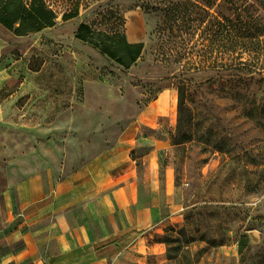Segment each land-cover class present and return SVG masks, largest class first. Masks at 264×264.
I'll return each instance as SVG.
<instances>
[{
	"label": "rangeland",
	"instance_id": "374dc122",
	"mask_svg": "<svg viewBox=\"0 0 264 264\" xmlns=\"http://www.w3.org/2000/svg\"><path fill=\"white\" fill-rule=\"evenodd\" d=\"M46 1L58 16L54 28L17 37L0 25V193L13 169L33 166V160L19 159L23 154L67 138L73 107L111 106L119 130H125L136 128L151 105L165 110L166 127L171 124V147L161 151L162 164L176 169L187 191L185 221L169 227L164 239L169 258L176 260L172 264H264V236L255 232L264 226V55L257 70L228 73L254 79L239 91L251 109L258 108L261 124L246 118L244 104L228 97L216 73L208 71L186 76L192 100L179 128L178 83L186 67L159 57L167 38L158 30L170 0ZM244 4L248 19L264 31V0ZM77 7L78 15L65 21ZM221 12L233 15L225 5ZM82 24L143 43L142 57L128 70L120 67L77 39ZM201 25L192 27L194 42L208 45ZM141 147L148 150L147 143Z\"/></svg>",
	"mask_w": 264,
	"mask_h": 264
},
{
	"label": "crops",
	"instance_id": "0c3cea01",
	"mask_svg": "<svg viewBox=\"0 0 264 264\" xmlns=\"http://www.w3.org/2000/svg\"><path fill=\"white\" fill-rule=\"evenodd\" d=\"M108 107H73L67 138L19 158L33 166L13 169L1 190L0 264L176 261L164 239L185 221L187 191L162 164L161 151L171 147L166 111L150 105L136 128L119 130Z\"/></svg>",
	"mask_w": 264,
	"mask_h": 264
},
{
	"label": "trees",
	"instance_id": "16d2710c",
	"mask_svg": "<svg viewBox=\"0 0 264 264\" xmlns=\"http://www.w3.org/2000/svg\"><path fill=\"white\" fill-rule=\"evenodd\" d=\"M196 1L197 4L189 0H170L165 21L158 30L160 38H167L166 46L161 48V61H173L186 67L178 83V127L181 128L185 123L188 105L192 100L190 80L186 76L208 71L216 73L218 80L215 81L224 88L228 97L244 104L243 115L261 124L256 119L258 108L251 109L249 98L239 91L242 87L248 88L254 79L242 74L230 78L228 73L257 70L260 56L264 55L261 39L264 31L256 21L248 19V6L244 0ZM224 5L229 12H233L232 17L222 15L221 8ZM213 9L214 15L211 14ZM78 12L77 7L75 13L66 15L64 20L75 18ZM57 20V13L46 0H0V25L17 37H27L54 28ZM188 23L193 26H188ZM196 23L205 26L202 41L208 42V45L194 42L196 30L192 27ZM76 37L91 44L103 56L126 70L137 64L144 51L143 43H130L124 34L97 32L85 24L79 27ZM224 74L226 79L222 77ZM262 113L264 108L261 109Z\"/></svg>",
	"mask_w": 264,
	"mask_h": 264
}]
</instances>
